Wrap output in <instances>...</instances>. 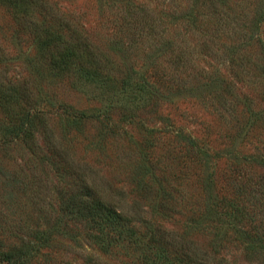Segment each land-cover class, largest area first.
Segmentation results:
<instances>
[{
  "label": "rangeland",
  "instance_id": "374dc122",
  "mask_svg": "<svg viewBox=\"0 0 264 264\" xmlns=\"http://www.w3.org/2000/svg\"><path fill=\"white\" fill-rule=\"evenodd\" d=\"M45 1L101 45L109 83L117 71L124 83L100 101L71 88L28 39L41 0H0V258L17 244L23 264H183L167 256L175 237L224 264H264V0ZM20 86L30 98L18 105ZM99 103L102 122L75 121ZM22 109H46L102 198L137 218L115 243L100 247L79 218L71 194L89 205L88 189L39 133L4 134Z\"/></svg>",
  "mask_w": 264,
  "mask_h": 264
},
{
  "label": "trees",
  "instance_id": "16d2710c",
  "mask_svg": "<svg viewBox=\"0 0 264 264\" xmlns=\"http://www.w3.org/2000/svg\"><path fill=\"white\" fill-rule=\"evenodd\" d=\"M15 8L16 6H13V9ZM14 13L16 14V11ZM17 16H19L17 20L19 21L22 16ZM36 16L34 19L37 22H32L34 25L28 33V39L41 55L43 65L45 64V67L50 68L53 75L60 77V80H66L71 88L78 89L79 92L84 94L86 92L89 93L91 87L95 88V97H98L96 99L98 101H100V97L103 94L105 95L106 86H109V84L118 86L117 84L124 83L123 79H121L123 77L117 75L120 74L118 71L116 72L117 74L114 73V77H111L112 80L109 83V75L111 76L112 69L108 66L109 59L104 55L101 45L94 43L90 39L89 34L79 25L69 20L66 15L64 16L59 11L51 13L48 2L41 0L36 10ZM21 20L27 22L25 17ZM136 88H139V86ZM28 90V87L20 86L16 99L18 105H21L25 97L30 98L27 94ZM4 100L6 99L3 98ZM3 105L6 106L7 110L11 108L15 110L14 105H10V103ZM99 105L100 103L92 106L90 111L88 109L75 110V121L80 120L82 122L83 120L95 119L102 122L107 115L101 113ZM63 106V103L59 104V107ZM23 111L25 113L19 111L15 114L14 121L4 128V134L8 136L14 134L15 138L23 137L21 140L27 138L33 141L36 140L35 137L39 133L43 137V145L50 149V154L46 153V155L65 164L69 174L79 178V183L88 189L90 194L89 205L88 203H83V199L78 194H71L73 201L77 203L76 212L79 218H86L87 222L90 223L91 230L98 237L101 236L100 243L102 245L100 247L115 243V235L121 231L122 223L128 220H137V218L131 217L124 209H120L118 203L112 204L102 198L99 184L87 178L86 171L81 172L69 156V147L59 140L53 128L47 123L46 109L40 110L38 116H29L26 110ZM36 117L38 120H35ZM44 176L46 178L44 183L41 182V184L45 185L47 190H50L46 184L49 173L47 172ZM19 178L20 176L16 172L14 176L9 177L10 180L7 179L8 182L6 184H9L14 190V183H17ZM86 178L89 180L87 183L85 182ZM83 182L85 183L83 184ZM64 192L66 195L69 190L66 189ZM33 198L37 199L35 196ZM36 208H38L37 212H39L40 205ZM30 215L25 217L26 220L30 218ZM24 250L23 246L10 244L9 250L3 253L4 258H0V264L27 263L29 257ZM210 254L205 250L192 249L191 246L177 240L175 237H170L167 240V256L175 257L180 262L182 261L183 264H224L222 260L218 261Z\"/></svg>",
  "mask_w": 264,
  "mask_h": 264
}]
</instances>
